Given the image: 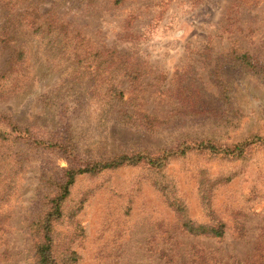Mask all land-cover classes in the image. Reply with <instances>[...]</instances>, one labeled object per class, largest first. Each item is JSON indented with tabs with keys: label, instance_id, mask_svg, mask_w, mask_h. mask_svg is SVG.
Returning <instances> with one entry per match:
<instances>
[{
	"label": "rangeland",
	"instance_id": "1",
	"mask_svg": "<svg viewBox=\"0 0 264 264\" xmlns=\"http://www.w3.org/2000/svg\"><path fill=\"white\" fill-rule=\"evenodd\" d=\"M54 15L75 39L58 53L32 27ZM89 47L117 51L113 67L85 59ZM20 48L23 81L0 91V264H34L33 224L69 170L175 151L158 170L77 175L62 208L79 212L55 226V252L75 264H264V0H0V77ZM113 88L132 125L107 112ZM209 142L228 153L197 148ZM157 181L224 235L187 232Z\"/></svg>",
	"mask_w": 264,
	"mask_h": 264
},
{
	"label": "trees",
	"instance_id": "2",
	"mask_svg": "<svg viewBox=\"0 0 264 264\" xmlns=\"http://www.w3.org/2000/svg\"><path fill=\"white\" fill-rule=\"evenodd\" d=\"M7 5H13L17 6L22 1L27 0H2ZM115 5H120L126 0H113ZM55 17L48 16L46 19L41 21V24L37 22H34L33 24V34L35 36H40L43 40H48V47L50 51H54L57 49V52H59L60 49H58L59 46L62 45V48H64L67 45H71L73 41L75 40L73 37L69 36V28L67 26V23L62 21V19H59L56 15ZM36 24V25H35ZM72 41V42H69ZM75 57L79 58L81 55L78 53V48L80 47L79 44L75 45ZM99 55H103V64L107 66V68L113 67V61L116 55H118V52L115 50H103V52L98 53L96 52L92 47H89L88 49H85V59L88 57H98ZM237 60L243 62L247 68L257 70L256 66H254L250 59L248 58L247 54L242 55H234ZM25 59H26V53L24 48H20V50L17 53L14 65L11 70V77H8V75H4L0 77V91L3 92L5 90L6 86L13 88L18 85H14L13 79L20 81L19 77L22 75V81L24 77V73L26 72L25 65ZM105 68V69H107ZM127 72V71H126ZM10 76V75H9ZM129 76V75H128ZM13 78V79H11ZM107 99L108 97L111 98V100L114 102V106L109 108L107 112H110L113 108L115 114L119 116V118H122L123 120H126L128 122L129 120H132L133 115L124 111L120 106V102L123 98V93L121 91L116 90L115 88L108 90L106 93L103 94ZM115 104L119 106H115ZM132 125L133 122L129 121V125ZM140 125V124H139ZM22 130V129H21ZM15 131L17 132L18 129L15 127ZM7 131L3 130V128H0V138L2 136L6 135ZM22 134V131H20V136ZM3 141L7 140V137L4 136L2 138ZM244 145L236 147L233 151L229 152L231 154H235L234 156H240L243 152ZM197 148H200L203 151H210L211 153L220 154L221 153H228V150L217 149L214 145L209 143H201L197 145ZM9 149V147H8ZM185 150L181 151L180 154H184ZM178 152H167L164 153L163 156L159 158H152L149 154L144 153H138L132 156L129 155H120L117 156L115 159L108 160V161H99L94 163L93 165H87L85 168L78 169V170H69L66 177L67 179L63 182V184L60 186L61 193L60 195L53 200L52 208L48 213H46L43 217L38 219L33 224V231L31 232V238L36 244V260L34 264H75L78 261V256L75 253L66 254L63 257L60 258L62 255H58L55 252V232L54 228L58 223H61L65 220V218H69L70 220H73L74 217L79 212V208L74 207L70 210L69 214L66 215L64 213V210L62 208L63 204L70 198L71 196V189L76 181V176L85 174L87 176L96 175L98 173H101L104 170L108 169H118L122 168L124 166H136V165H147L150 168L153 169H161L166 165L167 157H171L174 155H177ZM144 166V167H145ZM156 186L162 190L169 199L171 205L175 208L178 214L183 218L182 227L189 233L193 235H205L208 237H216L220 238L224 235V229L225 225L223 223L214 225H208V224H201L197 223L192 218L188 216V210L185 204L179 200L175 193L169 189V187L162 183L157 181Z\"/></svg>",
	"mask_w": 264,
	"mask_h": 264
}]
</instances>
